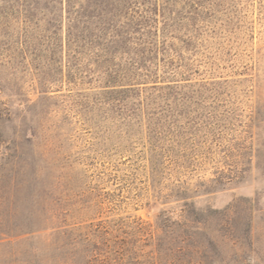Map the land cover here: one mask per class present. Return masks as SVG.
Here are the masks:
<instances>
[{
    "label": "rangeland",
    "instance_id": "374dc122",
    "mask_svg": "<svg viewBox=\"0 0 264 264\" xmlns=\"http://www.w3.org/2000/svg\"><path fill=\"white\" fill-rule=\"evenodd\" d=\"M239 8L236 24L242 30L213 39L207 54L213 69L195 77L258 80L259 74L264 85V0ZM1 30L0 51L53 48L16 42L18 29ZM260 60L258 73L253 64ZM80 71L82 79L63 80L53 66L49 93L39 95L41 71L0 65V228L11 234L3 235L0 257L9 256L10 248L29 247L24 219L38 207L55 212L57 225L76 234H102L92 239L94 257L77 253L72 264H264V158L255 168L239 161L236 150L248 157L250 134L243 125L254 100L247 89L254 82H230V93L191 105L184 117L172 116L156 142L168 151L155 162L151 179L142 156L154 132L125 127L119 102L111 104L103 84L93 81L94 70ZM222 116L228 119L220 126ZM221 170H239L242 177L219 185ZM178 184L208 190L193 197L204 225L199 231L171 226L156 238L158 209L175 216L179 203L153 198ZM110 227L112 237L104 235ZM65 259L61 254L55 262Z\"/></svg>",
    "mask_w": 264,
    "mask_h": 264
},
{
    "label": "trees",
    "instance_id": "16d2710c",
    "mask_svg": "<svg viewBox=\"0 0 264 264\" xmlns=\"http://www.w3.org/2000/svg\"><path fill=\"white\" fill-rule=\"evenodd\" d=\"M249 0H0V34L2 30H19L16 42L30 44L34 41L53 48L0 51V65L22 64L41 71L36 93H49L47 84L54 76L52 67L61 79H82L80 70L88 68L95 74L93 81L102 83L100 88L109 94L111 104L119 102L125 127L138 126L149 135L148 147L142 156L148 167V178L154 176L155 162H161L166 150L156 142L171 126V117H184L185 110L200 106L211 96L230 93L233 83L254 82L247 92L254 100L245 126L249 135L248 157L237 150L239 161L254 163L259 167L264 158V85L259 74L252 78L217 80L218 76L195 77L201 72L210 73L208 50L213 39L222 33L237 31L236 20L240 18V5ZM237 29V30H236ZM238 32V31H237ZM22 33V34H21ZM261 60L255 65L262 72ZM258 66V67H257ZM200 67H203L201 70ZM75 68L74 73L70 69ZM208 71V72H207ZM54 76V77H53ZM261 81V83H259ZM216 99V98H215ZM201 107V106H200ZM227 116L216 117L220 126ZM182 121H179V126ZM147 168V166L145 167ZM223 178L211 182L224 185L239 179L224 170ZM176 190L155 197L168 202L177 201L175 216L159 208L155 216L156 238L166 234L171 226L182 229L193 227L199 231L204 225L203 210L197 208L193 197L208 192L178 184ZM191 189L194 194L191 193ZM159 198V199H158ZM164 199V200H163ZM34 203H36L34 201ZM55 212L31 207L25 216L23 234L29 247L24 250L10 248V255L0 257V264H57L58 256H65L64 264H72L77 253L89 260L95 250L92 239L102 234L77 233L72 227L58 226ZM56 223V224H55ZM70 228V229H66ZM112 227L104 235L112 237ZM8 232L0 228V246L5 245L3 235ZM11 235V234H8ZM185 236H182L184 241ZM108 240V238H107ZM8 241L6 244H10ZM15 244L16 243H12ZM10 244V245H12ZM93 246V247H92ZM109 250L111 249L108 248ZM108 251V250H107ZM119 252V251H118ZM121 253V252H119ZM127 252L126 254H128ZM125 255L124 253H121ZM22 255V256H20ZM14 256V257H13ZM22 257V258H19ZM88 262V261H87ZM124 264L127 263L123 262Z\"/></svg>",
    "mask_w": 264,
    "mask_h": 264
}]
</instances>
